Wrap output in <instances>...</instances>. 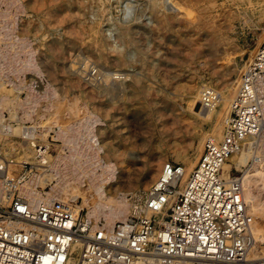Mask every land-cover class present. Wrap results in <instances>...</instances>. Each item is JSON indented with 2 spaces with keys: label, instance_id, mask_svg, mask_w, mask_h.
I'll return each mask as SVG.
<instances>
[{
  "label": "rangeland",
  "instance_id": "obj_1",
  "mask_svg": "<svg viewBox=\"0 0 264 264\" xmlns=\"http://www.w3.org/2000/svg\"><path fill=\"white\" fill-rule=\"evenodd\" d=\"M120 1L0 0V22L6 26L2 34L9 30L29 36L47 80L60 92L78 93L66 70L68 62V68L72 64L79 71L88 63L83 77L97 85L102 66L129 73L127 89L113 102L90 87L80 95L98 112L104 105L110 107L104 137L122 146L126 163L121 166L129 174L110 186L127 193L131 216L165 163L182 165L187 176L204 140L222 133L236 79L264 32V0H159L160 5L154 0H131L136 10L127 21L120 17ZM23 58L18 50L17 67ZM7 74L18 85L23 78L20 73ZM208 86L218 96L223 92L226 100L214 121L202 124L192 118L188 105L198 90ZM37 89L44 87L39 84ZM26 92L14 88L12 94L24 99ZM201 108L199 101L194 110ZM2 112L9 117L6 110ZM53 135L47 137L52 158L62 145ZM0 139L18 146L13 151L16 160L25 153L29 161L31 145L23 138L0 132ZM249 160L250 164L252 157Z\"/></svg>",
  "mask_w": 264,
  "mask_h": 264
},
{
  "label": "bare ground",
  "instance_id": "obj_2",
  "mask_svg": "<svg viewBox=\"0 0 264 264\" xmlns=\"http://www.w3.org/2000/svg\"><path fill=\"white\" fill-rule=\"evenodd\" d=\"M153 4L160 5L161 2L154 0ZM135 10L136 4L131 0L120 1L119 11L123 21L130 19ZM164 11L168 12L167 8ZM2 28L5 29L6 26L0 22V132L18 135L29 144L34 137L46 141L50 132H53L54 138L62 142L56 156L52 158L47 154L43 157L45 167H39V171L30 176L22 185L21 194L34 202L71 204L77 210L85 208L87 217L93 224L92 230L97 228L99 221L104 220L103 228H98L99 235L91 231L89 235L76 236L53 231L19 217H4L0 222L6 229V237L24 245L42 246L47 255L46 264H208L190 258L136 254L126 248L123 237L116 230L115 223L125 221L132 208L127 193L119 189L112 190L110 186L129 175L126 167H122L126 163V153L115 141L105 140V119L110 107L104 105V110L98 112L86 100L81 99L80 92L90 87L98 96H106L113 102L116 94L124 93L127 89L129 73L118 74L102 66L103 71H98L102 81L97 85L96 80L83 77L90 67L88 63L84 62V68L79 71L72 64L68 68V62L66 70L78 93L70 95L68 92H60L47 80L29 36H16L9 30L2 34ZM262 34L257 46L263 39L264 32ZM18 50L23 51L25 58L21 59V64L17 67L15 58ZM7 72L23 76L18 80L19 85L12 81ZM255 83L263 112L262 128L254 140L255 146L252 147L250 142L248 146L229 156V161L224 164L225 175H228L232 163L242 172L243 196L254 237L244 263L234 264H264V73L257 76ZM39 84L44 87L42 91L37 89ZM14 88L26 90L25 98L13 96ZM234 92L235 90L229 102ZM200 96L201 91L198 90L188 105L192 118L196 117L202 124L212 123L226 100L224 93L220 92L214 106H202L195 111ZM3 110L9 113V117L2 116ZM9 120H15L17 125L10 124ZM220 135L209 137L218 138ZM251 157L252 162L249 164ZM34 158L35 153L31 147L29 161ZM21 160L28 161L25 153ZM185 174L184 167V174L178 181L177 188L187 177ZM129 184L127 181L128 186ZM46 185L50 186L49 190L38 188Z\"/></svg>",
  "mask_w": 264,
  "mask_h": 264
},
{
  "label": "built area",
  "instance_id": "obj_3",
  "mask_svg": "<svg viewBox=\"0 0 264 264\" xmlns=\"http://www.w3.org/2000/svg\"><path fill=\"white\" fill-rule=\"evenodd\" d=\"M253 50L236 79L221 135L204 140L196 163L180 187L177 188V184L184 167L165 164L138 204L136 214L115 223L131 252L190 258L208 264L244 263L254 237L243 196L242 173L232 163L225 175L224 164L229 156L250 142L255 146L254 140L263 125L255 81L264 72V36ZM200 97L202 106L209 108L217 102L218 91L208 86L202 89ZM10 121L15 120H9L11 124ZM31 140L35 158L24 161L14 158L13 151L18 146L0 139V219L19 217L76 236L89 235L91 231L100 234L98 228H103V222L99 221L92 230L93 224L84 208L77 210L71 204L34 202L21 194L22 185L39 167H45L43 157L51 156L53 150L48 138ZM47 186L38 188L44 190ZM46 260L42 246L9 240L0 222V264H46Z\"/></svg>",
  "mask_w": 264,
  "mask_h": 264
}]
</instances>
